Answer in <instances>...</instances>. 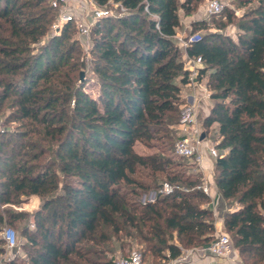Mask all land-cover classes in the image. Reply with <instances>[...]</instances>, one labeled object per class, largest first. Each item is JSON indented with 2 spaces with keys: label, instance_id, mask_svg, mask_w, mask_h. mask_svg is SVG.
<instances>
[{
  "label": "trees",
  "instance_id": "trees-1",
  "mask_svg": "<svg viewBox=\"0 0 264 264\" xmlns=\"http://www.w3.org/2000/svg\"><path fill=\"white\" fill-rule=\"evenodd\" d=\"M94 1L103 6L110 0ZM113 1L126 13L101 19L91 29L92 71L100 84L92 98L78 84L85 64L72 54L78 45L70 35L72 23L48 38L39 52L28 54L52 19L50 0H0V72L19 75L16 83L0 79V100L14 94L22 117L44 124L52 136L57 121L56 131L66 133L51 162L29 166L12 154L4 161L5 170L0 169V204L12 203L17 193L41 198L31 220L24 212L0 211V226L26 221L20 230L24 260L5 264H83L88 261L85 243L121 236L144 242L142 260L147 251L157 256L167 251L175 258L181 250L173 238L199 246L214 237L209 195L194 188L199 179L172 168L181 163L169 154L174 136L167 126L178 122L181 87L191 82L174 40L178 9L188 14L192 0ZM225 17L233 16L228 12ZM237 29L235 39L204 33L184 50L188 57H201L196 80L207 77L213 101L203 123L207 128L216 123L213 180L226 203L223 227L244 257L242 264H264V0L243 14ZM70 97L71 118L56 111ZM161 138L166 140L159 152L134 150L136 142L147 145ZM54 165L70 180L59 186L51 172ZM136 171L148 182L136 180ZM163 181L193 189L141 204L140 196ZM120 183L134 184L132 197H126ZM4 249L0 237V254Z\"/></svg>",
  "mask_w": 264,
  "mask_h": 264
},
{
  "label": "rangeland",
  "instance_id": "rangeland-1",
  "mask_svg": "<svg viewBox=\"0 0 264 264\" xmlns=\"http://www.w3.org/2000/svg\"><path fill=\"white\" fill-rule=\"evenodd\" d=\"M183 1L185 0H178L179 3ZM209 1L210 0H192L193 10H191L188 14H186L185 11L181 8L178 9L179 25L176 28V35L174 36V40L179 48L181 58L184 61V67H186V61L184 59L185 50L182 46L181 39H187L193 34L202 35L204 33L212 32H221L235 39L236 33L238 31L237 21L242 19L243 14L247 12L251 6H254L257 3V0H253L249 3H245L244 0H218L223 6L222 11L218 14H213L208 10ZM104 7L110 10L109 18L111 19L118 17L122 13V6H120L118 2H115L113 0H110ZM228 12L232 13L233 17L231 20H228L225 17V14ZM50 15L52 16V19L47 25V31L45 32V35L40 39V41L31 43L29 45L28 54H36L40 51L41 47L48 40V38L53 35H57L51 30V25L57 18V11L53 10ZM194 22H199L200 24L203 23L205 24V27H196L194 25ZM1 23H3V19H0V24ZM72 26L73 28L70 35L72 36V38L77 39L78 34L75 28V24L72 23ZM90 42V49L88 52L83 47H81L80 44H78L76 45L74 53L72 54L74 58H77V60L79 61H83L85 64L83 79L79 78L78 84L81 86L83 92L87 93L92 98H97V94L100 91V84L98 79L96 78V75L92 71V61L94 60V54L91 52L92 40ZM1 78L5 79L6 81L16 83L18 81L19 75L15 74L11 76L0 72V79ZM2 90V85L0 84V94ZM188 94L195 95L197 97V122L200 125L201 131L206 133L205 138L207 142L209 144L215 145V143L218 142V140H216V123L212 124L209 128L205 127L203 123L205 116L208 114L209 109L213 104V101L210 99V97H205V95L203 94V90L198 86V84L191 85L187 88L182 86L181 98L183 99L184 103L182 104L181 108L184 106V104L187 103ZM204 98L206 101H203ZM72 105L73 102L70 97L68 98L67 102L65 101L59 103V105H57L56 107V111L59 114L66 113L65 117L68 116L71 118L72 112L69 108H71ZM47 118L55 120L56 117H53V115L49 114ZM52 124V129L55 130L53 136L50 134V132H46V126H44V124L40 123L39 121H35L34 119L21 116V113L16 105V95L9 94L3 101L0 100V143L2 144L0 149V169L5 170L6 167L4 166V161L8 157H11L12 154H15L13 156L16 158V160H19L21 163H26V165L29 166L32 165L41 167V165L54 160L55 151L59 147L58 144L65 137L66 133L65 130L62 132L56 131L54 126L57 127V121H54V123ZM66 127L68 126H65V128ZM167 128L172 133H169V135L171 134L174 136L172 145L170 146L169 154L174 158V160L181 163V165L173 166L172 168L181 170L185 174V176H188L191 179H199L200 182L197 185H201L203 182V175L197 165L194 164L190 158L180 157L174 153L175 141L183 136L182 131L179 129V120L177 123L167 126ZM162 140H166V138L152 140L147 145L141 142H136L134 145V150L139 154L144 155L159 152L158 147L161 146ZM216 151L218 152L217 149ZM34 154H39L40 156L37 159H34ZM211 158L213 161L215 160V157L211 156ZM51 172H53L54 174L56 173V181L58 182L59 186L63 183V181L70 180V177H67L62 172L58 171L55 165L51 167ZM144 172L147 173V171ZM212 175L214 177V169ZM132 176L136 180H143L144 182H148L147 177L142 175L139 171L133 173ZM120 186L121 191L126 193L127 198L133 196L132 194H130V190L134 186V184L128 185L120 183ZM194 188L196 187L194 186ZM58 192H60L59 189ZM33 196H36V198H33ZM134 198L136 197L134 196L133 200ZM40 200L41 198L34 194L17 193L16 196H14L12 203L0 204V211L8 210L14 212H24L27 214V220H31L30 215L35 209L39 207ZM232 205L236 206V204ZM24 222L26 221L17 219L14 221V224L4 222L0 226L1 230L5 227L12 228L15 231L18 240V245L15 248H5L4 253L0 254V264H5L12 259H16L18 261L24 260V251L21 248V243L24 242V239L20 234V230ZM29 224L30 228H32L33 224L31 223V221L29 222ZM219 232L226 233L224 227L220 230H215V233ZM229 235L231 237L230 233ZM173 242L180 248V255L172 258L171 256H169L167 251L164 252L165 255L162 254L159 256L151 254L147 251L144 253V257L142 260L143 264H199V261L205 258L198 252L193 251V248L197 247L198 245L184 246L175 238H173ZM84 246V252H86V258L88 261L82 262L83 264H107L109 261L114 260L117 256L119 257L128 255L133 249L139 250L141 252V249L144 248L145 244L140 240L139 237L132 238L121 236L120 239L110 237L107 241H100L99 243L88 242L85 243ZM243 258L244 257L238 253L237 248L234 247V253L232 257L214 258L211 259V264H242Z\"/></svg>",
  "mask_w": 264,
  "mask_h": 264
},
{
  "label": "built area",
  "instance_id": "built-area-1",
  "mask_svg": "<svg viewBox=\"0 0 264 264\" xmlns=\"http://www.w3.org/2000/svg\"><path fill=\"white\" fill-rule=\"evenodd\" d=\"M108 4V3H107ZM107 4L99 6L94 0H50V6L57 11V18L51 25V30L55 34H59L62 28L68 23H74L77 30L78 44L81 45L87 52L90 49L91 29L96 22L101 19L110 17V10L105 8ZM120 4V3H119ZM122 6V14L126 13V8ZM222 4L218 0H210L208 2V10L210 13L218 14L222 11ZM148 11L147 6L144 7ZM119 15V16H120ZM155 27L159 26L156 23ZM199 39L198 34H193L187 39H181L184 49L188 44ZM186 68L190 70L191 82L198 84L203 90L205 97L209 98V91L206 87L207 77L203 76L199 81L196 80L198 67L201 63L200 56L188 57L185 53ZM190 82V83H191ZM192 97V101H188L181 108L179 118V129L183 136L177 139L174 143V153L177 156L190 158L202 172V161L205 154L213 157L217 156L216 144H209L205 137L201 138L200 125L197 122V97ZM189 96H187V99ZM197 189H202L205 194L209 193V189L204 183L195 186ZM193 188H188L180 184L163 181L157 189L149 190L140 196V203L147 204L154 202L159 196L169 195L177 191L188 192ZM0 237L4 240L5 248L13 249L18 245V240L15 231L10 227H5L0 231ZM193 251L198 252L204 257L212 258H230L234 253V245L230 236L225 232L215 233L210 242L199 245L193 248ZM112 264H143L141 252L133 249L126 256H117Z\"/></svg>",
  "mask_w": 264,
  "mask_h": 264
},
{
  "label": "crops",
  "instance_id": "crops-1",
  "mask_svg": "<svg viewBox=\"0 0 264 264\" xmlns=\"http://www.w3.org/2000/svg\"><path fill=\"white\" fill-rule=\"evenodd\" d=\"M195 83L191 82L185 85L184 87L187 88L191 85H194ZM188 101H192L191 94L189 95ZM203 101H206L205 98ZM202 167L204 168L202 171L204 183L209 189V197H210V203L209 207L212 209L214 217H215V230H220L223 228V213L226 210V203L224 199L221 197L220 193L217 190V187L213 180V169H214V161L211 158V155L206 154L202 161ZM33 198H36V196H33ZM214 259L212 257H205L204 259L199 261V264H211L212 260Z\"/></svg>",
  "mask_w": 264,
  "mask_h": 264
},
{
  "label": "water",
  "instance_id": "water-1",
  "mask_svg": "<svg viewBox=\"0 0 264 264\" xmlns=\"http://www.w3.org/2000/svg\"><path fill=\"white\" fill-rule=\"evenodd\" d=\"M83 75H84V71H80L79 72V78L83 79ZM203 137H204V134H201V138H203Z\"/></svg>",
  "mask_w": 264,
  "mask_h": 264
}]
</instances>
